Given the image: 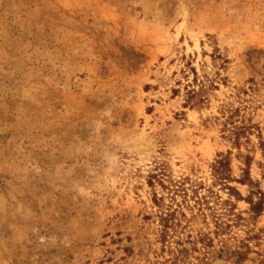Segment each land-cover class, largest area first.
I'll return each instance as SVG.
<instances>
[{"label": "rangeland", "instance_id": "374dc122", "mask_svg": "<svg viewBox=\"0 0 264 264\" xmlns=\"http://www.w3.org/2000/svg\"><path fill=\"white\" fill-rule=\"evenodd\" d=\"M0 264H264V0H0Z\"/></svg>", "mask_w": 264, "mask_h": 264}, {"label": "trees", "instance_id": "16d2710c", "mask_svg": "<svg viewBox=\"0 0 264 264\" xmlns=\"http://www.w3.org/2000/svg\"><path fill=\"white\" fill-rule=\"evenodd\" d=\"M221 157H223V156H221ZM246 166H247V170L244 171V175L241 179H233L231 177V175H230V163L228 162L226 157H223V158L217 160L215 165L213 166V171H214L213 177L218 181V183H220L223 186L224 189H226L230 192H233L234 195H232V196L235 197V199L237 201H249L250 199H243V197L241 196L238 189H235L229 185V183H231L229 181H235L239 185H247L249 187L255 186L252 179H250V168H248V165H246ZM150 184H152V183H150ZM199 186H201L200 188H203L202 185H199ZM183 192H185V191H183ZM195 194L197 195L198 192L195 191ZM252 194H254V193H252V191H251L250 195H252ZM184 196H187V193H185ZM172 200H174V199H172ZM205 201H207V203H208V200L206 197H205V199H203V198L200 199V197H197L196 204L200 205L202 207V205H204L203 202H205ZM155 202L158 203L160 206V203L163 202V198H157L156 197ZM249 203H252V202L249 201ZM208 208H209V210H211V207H208ZM182 216L185 217V215H183V214H182ZM216 216H217V214L213 212V217H216ZM215 224L217 225L216 226L217 228H219V229L222 228L220 226V224L217 223V221ZM201 236H202V238L198 239L197 241L195 240L194 244H197L199 242L204 244V246H205L204 250L207 252V254L215 255L216 253H218L214 250V248H215L214 247V240L205 234H203ZM224 250H225V247H223L219 253H222Z\"/></svg>", "mask_w": 264, "mask_h": 264}]
</instances>
